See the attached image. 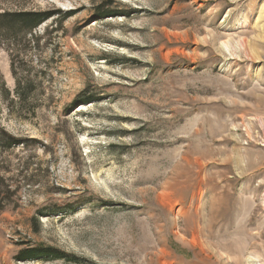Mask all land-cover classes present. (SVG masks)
Returning a JSON list of instances; mask_svg holds the SVG:
<instances>
[{
	"label": "rangeland",
	"instance_id": "1",
	"mask_svg": "<svg viewBox=\"0 0 264 264\" xmlns=\"http://www.w3.org/2000/svg\"><path fill=\"white\" fill-rule=\"evenodd\" d=\"M9 10L61 12L0 32V264H264V0Z\"/></svg>",
	"mask_w": 264,
	"mask_h": 264
},
{
	"label": "trees",
	"instance_id": "2",
	"mask_svg": "<svg viewBox=\"0 0 264 264\" xmlns=\"http://www.w3.org/2000/svg\"><path fill=\"white\" fill-rule=\"evenodd\" d=\"M60 10H45V11H32V10H19V11H3L0 12V32L4 33L6 35L15 37L17 36L20 32H22L23 34H32V31L39 26L43 21L47 20L48 18L52 17L54 14L56 13H60ZM72 15V12H65L62 13V17L59 20L60 22L66 20L67 18H69ZM12 65V69H13V61L11 62ZM14 76L15 73L12 70ZM18 81V78H17ZM18 86L20 85L19 83H17ZM19 88V87H17ZM27 88V87H26ZM18 95L21 96V93L18 92V90H16ZM85 94V93H83ZM93 99H82L78 102H80V104L78 105H82V104H86L91 102ZM1 134H5L7 136L8 139V143L9 145H13V144H17L20 143L22 141H20L21 139H17L16 137L12 136V135H8L5 132L0 131V135ZM0 147H1V142H0ZM3 205L2 203H0V210L2 209ZM20 252V256L18 257V259L20 260H37L40 258H49V257H56V258H66L63 257L65 255H62L61 253H59V255H54V253L56 254L57 252L52 249L51 247H44V246H27L24 247L22 250L19 251Z\"/></svg>",
	"mask_w": 264,
	"mask_h": 264
}]
</instances>
